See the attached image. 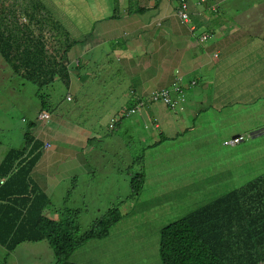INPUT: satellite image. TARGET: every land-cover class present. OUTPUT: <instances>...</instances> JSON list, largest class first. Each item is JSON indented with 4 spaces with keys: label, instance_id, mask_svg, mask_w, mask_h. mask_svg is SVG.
<instances>
[{
    "label": "crops",
    "instance_id": "crops-1",
    "mask_svg": "<svg viewBox=\"0 0 264 264\" xmlns=\"http://www.w3.org/2000/svg\"><path fill=\"white\" fill-rule=\"evenodd\" d=\"M42 1L45 3L44 0ZM72 1L73 5H71ZM77 1L54 0L56 10L64 11V18H62L63 13L58 14L62 25L79 43L68 56L71 84L66 96L67 100L69 101V96L71 97L69 102L76 99L75 94L79 88L75 86V80L79 83L84 81L102 83V86L99 87L100 93H93L95 97L92 99L100 96L109 99L116 97L120 100L118 116L115 117L118 120L115 118L111 120L114 127H111L110 124V130H115L116 124L123 123L122 128L126 133L135 136V133L138 134L139 141H132L139 144L141 153L144 155L143 158L161 155L160 159H156L154 165L152 161L146 162L150 167L138 177V181L132 182L135 189L131 186L132 191L130 193L131 189L127 187V191L123 195L131 196L134 198V203L157 209L164 215L175 197L178 199V207L187 205L192 194L191 189L196 184L195 176L197 175L198 180L205 182L199 184L197 196L203 200L200 205H195V209L203 203L205 204L204 201L218 187L212 186L208 182L212 178L194 170L196 167L193 165L194 163L198 165V157L206 152L213 155L217 154V143L225 135L229 136L230 134L228 129L221 128V126L215 128L212 122L206 123V121H209L213 116L218 117L220 113L226 114L225 111L229 106L225 104L233 102L228 93L238 91L235 90L237 85H242L246 78L250 79L249 88L252 90V96L250 100H247L246 108L249 109L253 117H261L259 105L255 101L264 97L255 87L257 84L264 85V49L259 57L258 51L254 52L251 48L257 39H251L242 47L238 46V42L235 41V35H238L236 30L247 29V26L228 22V19H233L232 16L228 14L226 8L223 11L219 4L213 3V0H208L206 4L198 3L197 0H188L191 20L186 24H182L176 15L178 0H117L119 2L116 7L121 12L113 11L106 15L97 13L92 20L91 27L85 29H82L85 26L83 11L91 10L92 6L97 11L102 10L103 3L102 0H84L86 2L85 7H76ZM220 1L223 2V0ZM133 4L134 7L131 6ZM260 5L264 8V3L259 0L255 6L258 12L261 9ZM212 6H216L218 11L211 8ZM17 10L19 11L18 14L24 16V9ZM246 16L249 21L252 19L251 15ZM23 20H26L25 17ZM64 21H69V26L65 25ZM97 24L98 26H96ZM262 30L263 37L264 27ZM204 36H208L206 41L201 40ZM222 38H227L228 42L220 47ZM259 40L263 41L264 38ZM110 42L115 43L114 49H119L124 53L120 57L113 51L118 57V67L127 75V79L111 89L107 87L105 88L106 91H102L109 79L105 76L93 75L94 72L90 69L97 67L102 60V57L96 52L102 50ZM213 46L218 49H213ZM166 52H171V57H166ZM216 54L218 57H215ZM95 58L98 59L95 60ZM166 59H168L167 65L164 64ZM109 70H116V68L110 66ZM194 81L196 85H192ZM174 85H179L185 94L184 111L171 110L170 113L162 103L164 106L152 105L149 109L139 112L136 110L131 116H127V111L132 109L136 102L143 100L145 96L148 97L154 91L167 89ZM255 91L258 93L256 94ZM210 94L213 95L211 101L208 100ZM84 99H88V97H81V100ZM219 106H221L220 110H218ZM71 112L75 118L74 123L69 121L64 123L70 128L72 135L65 134L62 136L64 140L57 145V152L51 153L49 151L55 145L49 139L42 140L43 134H46L48 138L50 137L45 131L48 127L47 123H43V127L37 129L35 133L30 131L45 143L43 156L33 169L32 177L51 203V207L47 205L50 208H46L44 212L53 220H58L60 213H71L70 208L63 211L55 207V203L60 202V194H67L69 185L75 186L73 197L78 193L85 192L88 188L89 179L101 169L100 166L93 164V161L84 160L83 162V159L79 160L80 157L77 156L81 150L86 151L87 154H92L97 147V142H103L100 126H94L89 122V116L79 115L76 106ZM174 112L181 118L176 125L172 124V119H164L169 114L176 115ZM49 114L53 118L51 112ZM119 117H121L120 120ZM39 121L48 120L39 119ZM54 122L57 124L61 120L57 117ZM102 122V120L98 121V125ZM231 133L230 136L238 132ZM230 136L229 138H231ZM258 148L264 153V144ZM11 149L13 148L8 149V151ZM68 149L73 152V156L69 159L64 155ZM8 151L4 154L3 160ZM222 152L226 155L230 154V151L223 150ZM170 164L172 166H169ZM236 165L241 166L239 163H234L228 171L234 173ZM177 167L179 169H176ZM190 172H196V175H192ZM178 178L182 180L177 186L175 182ZM154 179H164V184L152 182ZM143 185L147 186L145 190ZM119 189L118 185L114 187V185L103 182L98 191L107 197L121 195L120 193L126 190L117 191ZM59 190L61 192L57 193ZM110 190L117 192H110ZM214 197L217 195L211 196L208 200ZM38 198L44 207L45 200L41 196ZM90 200L91 197L89 203ZM75 202L78 205L76 199L72 205ZM103 203L101 201V206ZM105 203L108 206L109 200L106 199ZM92 205L90 203V206ZM102 211V209H97L98 213H102ZM76 221L78 226L83 228L79 224V218ZM41 243L45 242L35 243L27 238L19 242L18 246L13 249L16 252L28 253L32 248L37 247L36 244ZM0 247L6 249L3 254H0V260L4 259L7 253H13L6 246L0 245ZM89 248L91 247L86 244L85 249L83 247L81 251ZM48 249L50 250L49 244ZM82 253L94 257L90 251L78 254ZM83 254L80 255L81 258L84 257ZM6 260L10 264H14L16 261L11 258ZM39 260V256H34L32 262L33 264H40Z\"/></svg>",
    "mask_w": 264,
    "mask_h": 264
},
{
    "label": "rangeland",
    "instance_id": "rangeland-1",
    "mask_svg": "<svg viewBox=\"0 0 264 264\" xmlns=\"http://www.w3.org/2000/svg\"><path fill=\"white\" fill-rule=\"evenodd\" d=\"M44 1L46 3L49 0ZM258 1L259 0H223L222 2L220 0H213V3L216 2L219 4V7H221L223 11L226 8L228 14L232 16L233 19H228V22L247 26V29L236 30L238 35H235V41L238 42L237 45L240 47L251 39L264 38V35L262 37L264 8L260 5L261 9L258 12L257 8H255ZM260 2L264 3V0H260ZM102 3V10L97 11L92 6L91 10L83 11L85 26H83L82 29L89 26L91 27L92 20L96 17L97 13L106 15L113 11L121 12L117 9L115 0H102ZM71 5H73V1ZM75 5L76 7H85L86 2L84 0H78ZM131 6L134 7V4ZM211 8L218 11L216 6H212ZM54 11V15L56 16L63 13L62 18H64L63 10L57 11L55 8ZM261 12L263 13L261 14ZM258 13L261 14L260 17H262V19H260ZM246 15H251L252 19L249 21ZM64 24L69 26V21H64ZM96 26H98V24ZM227 42V38H222L220 47ZM114 47L115 43L110 42L106 44L102 50H98L96 53L102 57V60L97 67L90 69L94 72L93 75L97 77L105 76L109 79L102 91L107 87L111 89L127 79V75L120 71L118 67V57L115 54L117 53L122 57L124 53L119 49H114ZM213 49L218 48L213 46ZM194 52H196V50H194ZM171 55V52L165 53L166 57H171ZM97 59L98 58H95V60ZM167 62L168 59H166L164 64L167 65ZM110 66H114L116 70H109ZM80 70H82V68H80ZM250 82V79L246 78L242 85H237L235 90L238 91L228 93V96L231 97L230 100L233 102L225 104L229 106L225 111L226 114L220 113L218 117L213 116L209 121H206V123L212 122L215 128L216 126H221V128L228 129L230 134H232L231 132H238L237 134L246 136V140L234 147H226L222 139L217 143V154L213 155L212 153L206 152L198 157V165L196 163L193 165V167H196L194 170L212 178L208 180V182L212 186L218 187L204 202H207L211 196L217 195L218 197L223 192L240 188L249 181L264 174V153L258 148L260 145L264 144V98L255 101L259 105L261 117H253L249 109L246 108V102L250 100L252 96V90L249 88ZM74 84L79 88V91L75 94L76 99L69 102L66 97L68 89L59 79L51 86L40 89L32 83L15 76L11 68L0 57V163L3 161L2 158L8 149L24 146L25 132L30 130L32 133H35L37 129L43 127V123L48 124L45 131L48 132L50 137L48 138L46 134H43L42 140L49 139L52 144H55L49 151L51 153L57 152V145L64 140L62 136L65 134L68 136L72 135L70 128L66 126L67 124L64 122L69 121L74 123L75 118L71 111L76 106L79 115L89 116V122L94 126H100L103 137V142H97V147L92 154H87L86 151L81 150L78 152L79 155L77 156L80 157L79 160L83 159V162L84 160L93 161V164L100 166L101 169L89 179L88 188L85 192L78 193L73 197L75 186L69 185L68 193L64 195L63 193L60 194V202L55 203V207L63 211L70 208L69 210H71L74 219L81 213L79 216V224L83 226V231L92 229L95 225L94 222L101 218V216H106V219H109L111 215L113 217H118V224L113 231L114 235H111L107 239L88 243L87 246L91 248L85 251H78L77 254L86 251L92 252L94 254V264H161L157 250V233L153 234L148 232L144 235L141 232V226L146 215L157 218V214H160L159 210L134 203V198L123 195L127 191V187L131 189V193L132 182L135 180L138 181V177L148 170L150 165L146 164V162L152 161L154 165L156 159H160L161 155L143 158L144 155L141 153L139 144L132 141H139L138 134L135 133V136L126 133L122 128L123 123L116 124V129L113 131L110 130L109 126L111 120L118 116L117 112L119 111L118 106L120 100L116 97L114 99H109L100 96H96V99H92V97H95L93 93H100L99 87L102 86V83H90L88 81L79 83L75 80ZM192 85H196V82H192ZM167 89L173 91V86ZM255 89L264 97V85L257 84ZM258 92L255 91L256 94ZM81 97H88V99L81 100ZM211 99H213V95L210 94L208 100L211 101ZM142 101L145 105L142 107L140 106L137 112L149 109L152 105H163L162 103H153L150 101V95L148 97L145 96ZM185 105L186 102L184 106ZM164 108L170 113L172 111L181 112L185 110H172L166 106ZM220 108L221 106L218 107V110H220ZM49 112H51L53 118L50 116ZM174 113L176 114V112ZM43 114H47L50 120L40 122L39 118H41ZM57 117L60 118L61 122L56 124L54 119ZM169 118L173 120V125H176L181 119L177 114H169L164 117L165 120ZM120 119L121 117H119V120ZM100 120L103 122L98 125V121ZM235 135H231V138L228 140L232 139ZM108 145L112 146L109 147ZM223 150L230 151V154H223ZM64 155L69 159L73 156V152L68 149ZM57 160H59V157H57ZM139 161H142V163H139ZM234 163H239L241 166L238 168L237 172L233 173L228 170L232 168ZM169 166L172 165L170 164ZM176 169H179V167ZM190 173L196 175V172ZM160 178H163V176H160ZM195 178L196 184L191 189L192 194L187 205L185 207H178V199L175 197L173 203L168 206L167 213L160 218L161 226H166L171 222L179 220L187 214L186 212H188V210H193L195 209V205H200L202 203L203 199L197 195L200 182L205 181L198 180L197 175ZM180 180L182 179L178 178L175 182L177 186ZM103 182L114 185V187L118 185L121 191L124 189L126 190L121 192V195H110L106 197L98 191L102 187ZM152 182H161L164 184V179H154ZM146 188L147 186L143 185V189L145 190ZM120 189L117 191H120ZM117 191L110 190V192L114 193ZM60 192L61 190L57 193ZM88 195L91 197L90 203L93 204L92 206H90V197ZM75 199L78 201V205H76V202L72 205ZM106 199L109 200L108 206L105 203ZM128 200H130V202H128ZM101 201L104 202L103 206H101ZM97 209H102V213H98ZM56 215L58 216V214ZM63 215L67 217L68 214L63 213ZM132 234L137 236L138 239L143 237L148 239L144 238L141 243L134 239ZM36 246L37 247L31 245V247L34 248L29 250L28 253L16 251H13L12 254L7 253L6 257L0 260V264H10L6 260L7 258L16 260L14 264H33L32 259L34 256L40 257V264H53L54 259L52 258L51 250L48 249V242L36 244ZM5 251L6 249L0 247V254H3ZM114 256L118 257V259L115 260L111 258Z\"/></svg>",
    "mask_w": 264,
    "mask_h": 264
},
{
    "label": "trees",
    "instance_id": "trees-1",
    "mask_svg": "<svg viewBox=\"0 0 264 264\" xmlns=\"http://www.w3.org/2000/svg\"><path fill=\"white\" fill-rule=\"evenodd\" d=\"M17 9H24V16ZM54 10V0H0V57L15 76L40 89L57 79L69 89L68 56L79 43ZM251 48L260 57L264 40L257 39ZM227 139L225 135L223 141ZM24 141L22 148L9 150L0 163V245L14 251L27 238L48 242L53 264H94L92 256L82 253L81 258L77 251L88 242L114 235L118 217L101 216L86 231L77 224L79 216L74 219L71 213L67 217L60 213L58 220L49 218L44 210L51 203L32 177L45 143L30 130ZM38 196L45 200L44 207ZM162 216L146 215L141 226L144 235L157 233L161 264H264V174L166 226L160 224ZM132 237L141 243L145 238Z\"/></svg>",
    "mask_w": 264,
    "mask_h": 264
},
{
    "label": "built area",
    "instance_id": "built-area-1",
    "mask_svg": "<svg viewBox=\"0 0 264 264\" xmlns=\"http://www.w3.org/2000/svg\"><path fill=\"white\" fill-rule=\"evenodd\" d=\"M199 3L205 2L206 0H197ZM176 15L178 16L181 23H187L190 20V5L188 0H179V5L177 7ZM201 40L206 41L207 36H204ZM215 57H218L216 54ZM70 100V98H69ZM150 101L153 103H163L166 107H169L172 110L176 109H184V103H185V95L182 89L179 87V85L173 86V91H170V89H161L154 91L150 95ZM137 105L134 106V108L129 111V114L134 113L140 106H144L145 103L140 100L139 102H136ZM40 119H49V116L47 114H43ZM113 127V125H111ZM246 140V136L237 135L233 137L230 140H227L224 142L225 146L234 147L236 145L241 144Z\"/></svg>",
    "mask_w": 264,
    "mask_h": 264
},
{
    "label": "clouds",
    "instance_id": "clouds-1",
    "mask_svg": "<svg viewBox=\"0 0 264 264\" xmlns=\"http://www.w3.org/2000/svg\"><path fill=\"white\" fill-rule=\"evenodd\" d=\"M208 2V0H206L205 2H202L201 4H206ZM199 3V2H198ZM178 5H179V2H178ZM178 7V6H177ZM190 17H191V10H190ZM191 20V19H190ZM190 20L187 22V23H189L190 22ZM184 24H186V23H184ZM203 38V37H202ZM207 39H208V36H207ZM69 98H70V100L69 101H71V97L69 96ZM68 98V99H69ZM134 108V107H133ZM132 108V109H133ZM132 109H130V110H128L127 111V116H131L132 114H129V111H131ZM135 112V111H134ZM40 119V118H39ZM40 120H50V119H40ZM113 122H115L114 120H113ZM111 125H113V127H114V124H111Z\"/></svg>",
    "mask_w": 264,
    "mask_h": 264
},
{
    "label": "water",
    "instance_id": "water-1",
    "mask_svg": "<svg viewBox=\"0 0 264 264\" xmlns=\"http://www.w3.org/2000/svg\"><path fill=\"white\" fill-rule=\"evenodd\" d=\"M235 137V136H234Z\"/></svg>",
    "mask_w": 264,
    "mask_h": 264
}]
</instances>
